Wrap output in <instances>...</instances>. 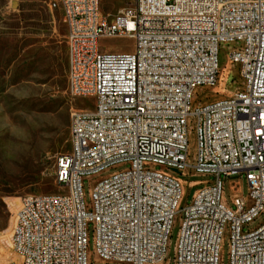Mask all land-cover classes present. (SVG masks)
I'll return each mask as SVG.
<instances>
[{
	"label": "built area",
	"instance_id": "1",
	"mask_svg": "<svg viewBox=\"0 0 264 264\" xmlns=\"http://www.w3.org/2000/svg\"><path fill=\"white\" fill-rule=\"evenodd\" d=\"M59 1L68 94L94 105L71 112L70 151L56 163L60 193L21 200L9 264H93L90 228L101 264H220L227 228L230 264H264V223L245 230L264 214V0H122L106 15L104 0ZM101 38H131L134 50L103 52ZM231 45L241 84L194 105L198 88L218 85L220 49ZM116 168L88 207L83 180ZM188 175L213 180L191 182L196 191L180 207ZM223 176H240L247 196L227 201Z\"/></svg>",
	"mask_w": 264,
	"mask_h": 264
},
{
	"label": "rangeland",
	"instance_id": "2",
	"mask_svg": "<svg viewBox=\"0 0 264 264\" xmlns=\"http://www.w3.org/2000/svg\"><path fill=\"white\" fill-rule=\"evenodd\" d=\"M126 6L127 3L122 0H104L100 8L106 15L115 14ZM66 35L59 0H0V264H9L16 259L11 248V233L21 200L28 195L60 193L56 185V163L61 155L70 151V122L66 129L68 142H60L57 134L61 128L60 121L50 111L49 105L60 96L67 97L56 87L61 73L67 77ZM134 44L131 38L99 40L100 50L107 53H132ZM232 46L220 49L218 85L198 88L194 94V105L227 98L241 84L238 68L229 62V48ZM69 98L70 115L74 109H87L94 105L90 98L73 99L70 95ZM188 141L189 162H193L197 138L191 123L188 126ZM122 169H110L83 180L88 207L92 203L91 193L95 185ZM182 179L187 183L182 186L180 207L189 204L196 191L191 182L213 180L209 176L190 175ZM222 179L227 201L235 195L247 196L248 185L240 176H223ZM181 221L179 215L171 232L170 260L174 257ZM262 223L264 214L245 230L254 229ZM220 257V264H230L228 228L223 236ZM88 260L101 264L94 250L92 228Z\"/></svg>",
	"mask_w": 264,
	"mask_h": 264
},
{
	"label": "trees",
	"instance_id": "3",
	"mask_svg": "<svg viewBox=\"0 0 264 264\" xmlns=\"http://www.w3.org/2000/svg\"><path fill=\"white\" fill-rule=\"evenodd\" d=\"M56 87L61 94H66L67 97H59L49 105V109L52 113H55L60 121L61 128L58 129L57 134L60 142H68L67 126L70 122V108H69V95L67 91V77L61 73L56 81ZM66 146V145H65Z\"/></svg>",
	"mask_w": 264,
	"mask_h": 264
}]
</instances>
